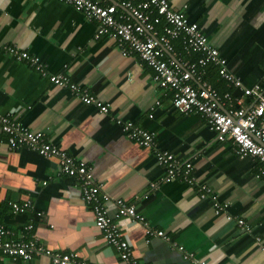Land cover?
I'll return each mask as SVG.
<instances>
[{"label": "crops", "instance_id": "crops-1", "mask_svg": "<svg viewBox=\"0 0 264 264\" xmlns=\"http://www.w3.org/2000/svg\"><path fill=\"white\" fill-rule=\"evenodd\" d=\"M169 2L204 28L222 56L234 61L231 67L228 63L230 71L248 82H263L264 0ZM96 35L97 23L64 2L0 0V114L13 115L70 155L86 160L104 193L134 203L154 231L167 235L149 237L142 224L119 220L140 263L191 264L185 258L188 253L207 264H264L260 164L239 158L232 143L217 140L200 115L177 112L172 94L155 83L146 63L124 56L110 38ZM174 43L180 58V41ZM6 46L39 56L49 74H67L109 104L110 112L102 114L27 63L15 61ZM227 107L222 105L223 110ZM117 117L154 132L160 149L191 161L194 175L211 187L220 203L228 204L225 211L217 215L211 198L202 200L196 186L182 180L165 182V170L154 152L129 139ZM27 200L33 201V209L13 214L10 202ZM115 211L110 204L111 214ZM240 219L249 230L239 225ZM29 224L34 225L31 233L25 230ZM1 225L15 239L35 235L37 243L54 252L74 253L94 264H122L118 251L96 227L76 180L60 173L57 159L11 148L2 131ZM0 264H50V258L38 255L29 262H13L0 256Z\"/></svg>", "mask_w": 264, "mask_h": 264}, {"label": "built area", "instance_id": "built-area-1", "mask_svg": "<svg viewBox=\"0 0 264 264\" xmlns=\"http://www.w3.org/2000/svg\"><path fill=\"white\" fill-rule=\"evenodd\" d=\"M58 1L71 5L87 20L96 22L97 39L110 38L124 56H137L146 63L154 72L155 83L172 94V103L177 112L200 115L217 140L232 143L239 158L257 161L260 164L257 177H264V80L247 87L240 77L230 71L227 60L211 45L203 27L175 10L169 0ZM175 41L181 42L187 54H199L198 60L191 62L177 58ZM6 52L15 61L25 62L39 74L47 76L54 85L68 88L83 103L96 106L102 114L110 112L109 104H104L91 94L89 88L73 82L67 74H49L39 56L15 46H6ZM209 64L218 66L221 78L241 90L242 96L234 98L230 93L221 96L216 88L203 82L201 69ZM247 97L252 99L250 103L245 102ZM226 103L228 107L224 111L222 105ZM150 116L153 117L152 114ZM115 119L129 139L154 152L157 164L165 170V182L182 180L189 186H196L202 200L211 198L217 215L225 211L228 204L220 203L211 187L194 175L191 161L160 149L154 132L141 128L131 120L122 117ZM0 131L9 136L13 149L26 148L45 158L57 159L60 173L76 180L84 202L91 207L96 227L103 233L106 242L118 251L122 264L142 263L135 257L132 243L120 227V219L128 218L142 224L149 237L168 239L163 231L151 228L134 203L124 199L112 200L109 194L103 192L87 161L59 148L44 132L32 130L11 114H0ZM110 204L116 207L113 215ZM9 205L15 215L24 214L34 207L32 200L10 202ZM239 225L245 227V222L240 219ZM33 228V224L25 226L28 233ZM6 236H13V233L1 225L0 256L8 257L13 262H29L35 256L46 255L50 258V264H94L79 260L74 253L54 252L37 243L35 235L4 240ZM185 258L191 264H207L193 254L187 253Z\"/></svg>", "mask_w": 264, "mask_h": 264}, {"label": "trees", "instance_id": "trees-1", "mask_svg": "<svg viewBox=\"0 0 264 264\" xmlns=\"http://www.w3.org/2000/svg\"><path fill=\"white\" fill-rule=\"evenodd\" d=\"M190 21L193 22L192 20H190ZM180 45H181L180 53H181V57L183 59L189 60L191 62H196L198 60V58L200 56L199 54H187L185 52L181 42H180ZM223 56L225 57L226 60H228L229 66L231 67L232 64H234V61L226 54H224ZM261 74H262V76H264V72H262ZM200 78L203 82L208 83V84L212 85L214 88H216L219 91V93L221 94V96H224L226 93H230L234 98H238L242 95L241 90L234 88L233 86H231V87L228 86L227 82L223 78H221V76L219 75V67L214 65V64H209V65H207V67L201 69ZM240 78L244 79L241 76H240ZM243 82L246 83L247 85H249V87H251L255 83H257L256 81L255 82H248L245 79L243 80Z\"/></svg>", "mask_w": 264, "mask_h": 264}, {"label": "bare ground", "instance_id": "bare-ground-1", "mask_svg": "<svg viewBox=\"0 0 264 264\" xmlns=\"http://www.w3.org/2000/svg\"><path fill=\"white\" fill-rule=\"evenodd\" d=\"M171 4V3H170ZM180 12V11H179ZM183 13V12H182ZM187 17V16H186ZM188 18V17H187ZM189 19V18H188ZM194 23V22H193ZM252 100V99H251ZM224 111H226V110H224ZM192 115H195V114H192ZM13 233V232H12ZM7 237V236H6ZM9 238H13L12 236H8ZM9 238L8 239H5V240H9Z\"/></svg>", "mask_w": 264, "mask_h": 264}]
</instances>
